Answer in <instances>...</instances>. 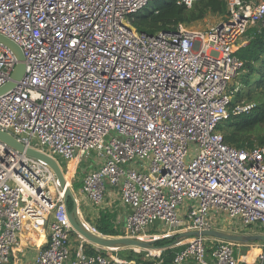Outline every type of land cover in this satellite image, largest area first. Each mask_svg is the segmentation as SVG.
<instances>
[{
    "label": "built area",
    "instance_id": "obj_1",
    "mask_svg": "<svg viewBox=\"0 0 264 264\" xmlns=\"http://www.w3.org/2000/svg\"><path fill=\"white\" fill-rule=\"evenodd\" d=\"M154 1L0 0V35L25 63L15 89L0 96V131L58 163L95 159L82 192L99 206L106 185L118 189L129 208L115 223L121 237L152 240L158 224L165 236L213 230L220 216L263 226L264 145L229 146L220 130L230 115L252 109L230 110V83L235 50L251 41V26L264 24V1L225 0L227 17L211 29L147 35L132 20ZM15 64L0 45V87ZM59 165L68 180V167ZM42 173L54 180L45 165L0 142V264L22 247L25 215L48 212L37 201ZM72 233L65 216L52 222L47 246L30 264H129L99 249L74 258ZM254 246L191 238L174 247L173 264H263L264 244L253 263L237 249Z\"/></svg>",
    "mask_w": 264,
    "mask_h": 264
},
{
    "label": "trees",
    "instance_id": "obj_2",
    "mask_svg": "<svg viewBox=\"0 0 264 264\" xmlns=\"http://www.w3.org/2000/svg\"><path fill=\"white\" fill-rule=\"evenodd\" d=\"M153 6L154 9L152 11L134 16L132 20V25L138 31L147 35H155L159 32H175L179 27L201 21L209 14L227 17L225 0H191L190 7L184 5L181 0H155ZM246 35L252 37L251 41L245 47L238 48L234 52V56L238 62V71L230 85L232 101L229 108L233 110L236 107H245L251 100L256 105L255 107L252 105V109L248 113L242 112L230 115L220 131L224 142L229 146L253 149L264 145V133H262L264 132V128L260 127L264 124V90L258 93L260 96L257 99H252L251 93H248L250 98L243 100L239 98V89L242 86L248 88L254 85L255 91H258L262 86L261 82L264 79L256 77L254 80V76H260V73L257 71V63L259 61L264 62V24H254L247 30ZM60 163L68 167V181L73 179L71 178V174L76 171L79 173L80 167L77 168L74 165V167H71V164L69 165V163L61 161ZM75 184H71L72 189L77 186ZM70 206L71 203H69ZM101 234L104 236H119L121 235V231L115 229L114 225H111L106 230H102ZM168 243H170L169 240L158 241L155 246L162 247ZM177 250L174 247L166 249L162 251L158 259H149L147 258V252H134L133 250L119 251L118 255L119 257L122 256V259L133 260L134 264H155L158 261H160V264H173V256ZM107 252L109 251H103V255L107 254ZM93 253L95 251L90 248L85 251V255Z\"/></svg>",
    "mask_w": 264,
    "mask_h": 264
},
{
    "label": "water",
    "instance_id": "obj_3",
    "mask_svg": "<svg viewBox=\"0 0 264 264\" xmlns=\"http://www.w3.org/2000/svg\"><path fill=\"white\" fill-rule=\"evenodd\" d=\"M220 26V25H219ZM0 45L5 47L15 58L16 64L11 73V80L4 86L0 87V96L5 95L15 89L17 82H19L25 74V63L21 49L11 42L9 39L0 35ZM0 142L6 147L18 153H23L43 165H45L52 173L57 188L62 193V206L66 222L70 225L74 234L81 237L88 245L95 249L103 251H125L133 250L134 252H155L164 251L176 247L191 238H212L215 240L231 242L242 245H249L255 243L264 244V235L261 234H232L216 229L201 230V231H183L175 235H169L160 239H152L142 241L130 237L121 236H104L92 232L87 225H85L79 215L78 203L76 201L71 185L62 172L59 163L52 157L41 152L25 149L22 144L11 136L0 131ZM69 203L71 206L69 207ZM169 240L170 243L157 247L155 244L158 241Z\"/></svg>",
    "mask_w": 264,
    "mask_h": 264
},
{
    "label": "crops",
    "instance_id": "obj_4",
    "mask_svg": "<svg viewBox=\"0 0 264 264\" xmlns=\"http://www.w3.org/2000/svg\"><path fill=\"white\" fill-rule=\"evenodd\" d=\"M97 164L99 163L92 158L87 161H82V160L71 161V167L73 165L76 166L77 168L80 167L79 171H81L83 176L95 170ZM82 175L78 176L77 179L78 180L77 182L80 186V188L78 189V193L77 195L74 193L76 201L78 203L79 215H81V217L85 219L90 224V226L97 231L98 234H101V231L106 230L108 226L111 225L115 226L117 220L125 219V217L129 213V208L121 199L118 189L114 187H110L109 185H106L105 187V195L102 204L99 206H94L89 201L85 193L82 192V183H81ZM37 201L42 207L45 208V210L48 211L45 213L47 215V219L46 220L43 219L41 212L37 208H35V211L40 215V219L34 220L33 218L25 215L23 219V230L20 233V241L22 243V247L20 249L11 250L10 264H30L31 260L35 257L37 252L42 248H44L45 246H47L49 225L52 222H61L64 218L63 213L60 211V208L57 205V203L60 202L61 200H59L57 203H54V205L53 203H51V197L48 196L44 200H42L41 198V199H37ZM55 204L57 205L56 206L57 208H54ZM263 227L264 226L259 227V225H253L252 226L253 231L252 230L251 232L242 231V233L240 234L246 233V234L264 235V233L261 231ZM115 229L118 228L115 226ZM152 233H156L157 235L156 239L166 237L165 235L159 237L162 234H164V228L159 224L155 226V228L152 230ZM234 234H236V232ZM261 244L255 243L249 245H255L254 247H250L254 249L256 246L259 247ZM89 246L90 245H88L78 235L72 233V235L70 236L68 242V248L71 251V254L74 258L77 256L78 257L87 256L82 252H85V248L89 249L90 248ZM93 250L95 251L97 249L93 248ZM79 253H81V255ZM110 253L111 254H109L108 257L112 260L134 264V262L132 261L129 262L119 257L118 255L119 251H110ZM208 262L209 264H211L210 259L208 260ZM186 264H197V263L195 261H188Z\"/></svg>",
    "mask_w": 264,
    "mask_h": 264
},
{
    "label": "rangeland",
    "instance_id": "obj_5",
    "mask_svg": "<svg viewBox=\"0 0 264 264\" xmlns=\"http://www.w3.org/2000/svg\"><path fill=\"white\" fill-rule=\"evenodd\" d=\"M150 9L151 11L154 9V6L150 5V7L148 8ZM150 12V11H148ZM143 14V13H142ZM225 18L223 16H213V15H207L203 20L201 21H197V22H194L190 25H188L189 28H192V29H196V30H207V29H211L213 28L215 25H217L220 21L224 20ZM257 71L258 73H260V76H254V80L256 79V77H260L262 79H264V62H261L259 61L257 63ZM232 84V82L230 83V85ZM262 86L259 88L260 90L258 91H255V86H251V87H246V86H242V88L239 89V94H240V99H243V100H247L249 97L248 93H251V98L253 99H257L260 95L258 94L261 90H264V80L261 82ZM235 101V100H234ZM247 103V102H245ZM248 105H253L255 107V102L253 100H251ZM262 129L264 128V124H262L260 126ZM264 133V132H262ZM261 133V134H262ZM59 161V160H58ZM60 163V161H59ZM61 164V163H60ZM71 164V162L69 163V165ZM75 172V171H74ZM43 174V173H42ZM76 174V175H75ZM44 175V174H43ZM75 175V176H74ZM82 173L81 171H79V173H77V171L73 174H71V178H73L71 181H68L70 183V185L72 183H76L75 185V188L72 189V191L77 195L78 193V189L80 188L79 184H78V176H81ZM46 176V175H45ZM45 176H42V178H44L43 180L44 181H48L47 182V188L45 189V191L43 192L44 195L41 197L42 200L46 199V197H51V203H57L59 200L62 199V193L61 191L59 190V188H56L54 186V184L50 181L49 177H45ZM74 176V177H73ZM82 178H83V175L81 177V183H82ZM75 181V182H74ZM57 205L59 206L60 205V202L57 203ZM55 204L54 208H57V206ZM37 209H39V211L41 212L42 216H43V219H47V215L45 214V212L43 213L42 210H40L39 207H36ZM187 209V205L186 204H183L180 208L181 211H184ZM52 211V209H51ZM214 228L216 230H219V231H223V232H227V233H232L234 234L236 232V234H240L243 232H251L252 230V225L251 226H248V227H244L239 221H232L230 219H227L225 217H218L214 220ZM264 226V225H263ZM253 231V230H252ZM262 232H264V227L261 229ZM165 234H162L161 236L159 237H162L164 236ZM171 235V234H170ZM152 239H156V238H152ZM151 240V239H150ZM261 244V243H260ZM258 245V244H257ZM262 245V244H261ZM90 249H93L91 248V246H89ZM241 253H242V257L244 258V260L247 262H254L255 259H257V256L256 254L258 253V250L260 249V247L256 246L254 249L253 248H248V247H238L237 248ZM88 248H85V251H87ZM160 250L156 251V252H152L147 254V258H151L153 256L156 257V255H159ZM85 254V252H82ZM81 255V253H79ZM82 254V255H84ZM103 254V253H102ZM111 254L110 251L107 252V254H105L104 256L109 258L108 255ZM151 256V257H150ZM122 257V256H121ZM123 258V257H122ZM123 260H126V261H132L134 262L133 260H130V259H123Z\"/></svg>",
    "mask_w": 264,
    "mask_h": 264
},
{
    "label": "bare ground",
    "instance_id": "obj_6",
    "mask_svg": "<svg viewBox=\"0 0 264 264\" xmlns=\"http://www.w3.org/2000/svg\"><path fill=\"white\" fill-rule=\"evenodd\" d=\"M47 175H48V174H47ZM41 176H45V174H44V175L42 174ZM46 177H47V176H46ZM49 179H50V181L54 184V186L56 187V184H55L54 180L51 179V177H50ZM47 182H48V181H44L43 184H42V185H43V192H44L45 189L47 188V185H48ZM56 188H57V187H56ZM39 199H41V198H39Z\"/></svg>",
    "mask_w": 264,
    "mask_h": 264
}]
</instances>
